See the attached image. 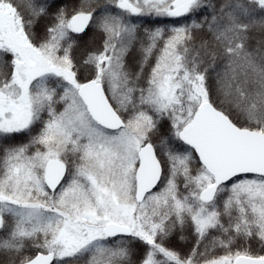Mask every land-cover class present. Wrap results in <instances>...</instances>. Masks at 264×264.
Wrapping results in <instances>:
<instances>
[{
  "label": "snow or ice",
  "instance_id": "6c2138e0",
  "mask_svg": "<svg viewBox=\"0 0 264 264\" xmlns=\"http://www.w3.org/2000/svg\"><path fill=\"white\" fill-rule=\"evenodd\" d=\"M0 264H264V0H0Z\"/></svg>",
  "mask_w": 264,
  "mask_h": 264
}]
</instances>
